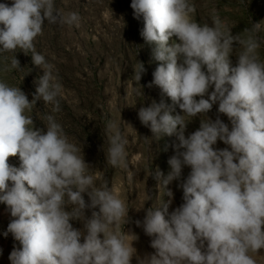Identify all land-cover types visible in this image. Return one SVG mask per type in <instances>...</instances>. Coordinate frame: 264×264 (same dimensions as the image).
<instances>
[{
  "label": "clouds",
  "instance_id": "obj_1",
  "mask_svg": "<svg viewBox=\"0 0 264 264\" xmlns=\"http://www.w3.org/2000/svg\"><path fill=\"white\" fill-rule=\"evenodd\" d=\"M130 7L136 19L143 18L140 35L158 62L148 86L171 100L140 107L138 118L152 138L175 137L170 171L155 173L168 200L148 207L142 221L154 252L137 256L133 242L139 237L124 231L127 200L107 180L97 186L83 148L69 140L55 116L47 115L45 128H37L31 115L37 101L59 112L63 92L55 66L36 51L35 39L45 21L79 27L82 17L58 11L55 0H11L0 3V72L22 70L16 53L23 52L31 53L43 73L34 81L31 101L20 87L0 79V203L11 217L4 236L19 243L9 255L11 264H131L134 256L138 264H264V22L233 35L219 17L211 25L198 23L190 0H131ZM145 71L139 62L137 83ZM217 104L213 120L208 113ZM197 116L199 128L186 137ZM121 120L120 115L105 123V157L112 168L127 170ZM144 139L150 146L151 138ZM218 141L227 147H214ZM17 155L19 167L9 163ZM185 167L190 171L182 179ZM173 181H181L183 203L169 213ZM151 199L146 191L137 210ZM86 209H93L90 218ZM71 221H81L83 229Z\"/></svg>",
  "mask_w": 264,
  "mask_h": 264
},
{
  "label": "rangeland",
  "instance_id": "obj_2",
  "mask_svg": "<svg viewBox=\"0 0 264 264\" xmlns=\"http://www.w3.org/2000/svg\"><path fill=\"white\" fill-rule=\"evenodd\" d=\"M190 2L195 5L194 18L198 23L211 25L213 18L219 17L232 28L233 35L242 32L251 23L264 22V0ZM0 3L10 5L11 0H0ZM130 5L131 0H55L58 11L64 14L77 12L82 21L79 27L50 24L45 21L42 35L35 39L36 51L55 66L63 84V92L59 112L53 113L52 104L37 101L31 115L37 128H45V117L54 115L69 140L83 148L85 161L98 177L97 186L107 180L110 187L127 200L129 212L124 231L139 237L133 242V246L137 249V256L143 258L153 253L154 249L150 246L151 238L143 230L142 221L148 207L155 206L162 198L168 200L167 196L163 197L162 190L159 192L155 173L159 170L167 175L170 171L168 160L174 155L171 145L175 137L162 136L158 140L152 138L151 130L138 118L140 107L149 106L153 100L160 102L163 99L168 104H171V100L166 96L162 97L157 86H148L153 80L152 74L158 62L152 59L151 47L140 35L144 26L143 18L136 19ZM172 39L179 42L176 37ZM5 55L10 58L12 53ZM30 55L31 53L25 55L23 52H17L16 58L22 70L0 72V79L20 87L31 101L36 90L34 81L43 73L33 65ZM231 60L235 66V54ZM139 62L144 64L146 71L137 83L134 68ZM4 63L3 57H0V68H3ZM142 92L143 95L138 94ZM217 109L218 104L213 105L208 113L213 120L218 115ZM176 111L179 112L180 109L177 107ZM120 115L126 122L121 120L128 138L127 170L112 168L107 164L105 157L108 148L104 135L105 123L110 118H119ZM219 115L225 123H229L225 115ZM199 126L200 118L197 116L188 124L185 136L196 131ZM144 137L151 138L150 146ZM214 147L222 149L227 146L218 141ZM9 163L19 167L18 155L10 157ZM150 165L152 174L148 175ZM189 171L187 167L183 169L182 179L187 177ZM180 182L173 181L168 186L174 193L169 213L183 203V192L178 187ZM146 191L152 199L145 203L143 209L137 210L143 205ZM84 199L86 203H90L86 193ZM92 211L93 209H86L85 216L90 218ZM10 219L7 206L0 203V264H11L9 255L14 245L19 247V243L11 234L4 236ZM138 220L141 221V226H137ZM71 223L74 228L83 229L81 221ZM260 253L264 255V249L260 250ZM131 264H138L136 256Z\"/></svg>",
  "mask_w": 264,
  "mask_h": 264
}]
</instances>
